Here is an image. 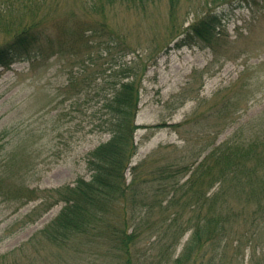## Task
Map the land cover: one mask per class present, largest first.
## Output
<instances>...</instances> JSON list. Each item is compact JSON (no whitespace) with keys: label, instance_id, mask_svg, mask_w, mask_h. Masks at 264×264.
<instances>
[{"label":"trees","instance_id":"trees-1","mask_svg":"<svg viewBox=\"0 0 264 264\" xmlns=\"http://www.w3.org/2000/svg\"><path fill=\"white\" fill-rule=\"evenodd\" d=\"M68 1L75 7H66ZM157 1L0 0V68L54 56L80 66L77 93L88 92L93 97L89 101L98 103L96 128L110 135L85 155L89 178L79 176L74 183L43 191L44 212L60 202L63 206L30 238L32 252H25L28 243L20 248L26 253L23 262L49 264L42 256L49 247L63 257L93 251L115 264H224L234 240L236 248L244 240L243 246L264 250V136L257 141L233 136L213 142L193 162H172L146 173L141 169L147 159L131 165L138 151L137 116L148 63L141 55L125 58L135 53L136 44L110 17L119 5L146 9ZM168 1L170 35L153 50H164L174 41L177 46L213 44L221 21L214 10L222 4L264 8V0H190L188 6L201 15L185 27L177 14L181 0ZM103 58H109L110 73L100 83L91 66ZM237 204H251L253 209L243 218L251 227L234 235ZM144 239L148 243H142Z\"/></svg>","mask_w":264,"mask_h":264},{"label":"rangeland","instance_id":"rangeland-1","mask_svg":"<svg viewBox=\"0 0 264 264\" xmlns=\"http://www.w3.org/2000/svg\"><path fill=\"white\" fill-rule=\"evenodd\" d=\"M189 2L181 0L177 12L185 27L201 15ZM68 6L75 4L68 1ZM214 11L221 21L213 44L177 46L174 41L164 50L153 47L166 43L170 35L168 0L146 9L122 4L111 14L112 24L136 44L135 53L125 58L141 55L148 63L137 116L138 151L131 164L147 159L141 169L145 173L172 162H193L213 142L233 136L257 141L264 136V8L227 3ZM107 60L91 66L100 83L110 73ZM79 74L80 66L55 56L0 68V264H27L22 257L34 249L30 238L63 206L60 202L44 212L43 191L74 183L79 176L89 178L86 153L110 137L96 128L98 103L89 101L93 97L88 92L77 93ZM127 176L131 180L130 169ZM32 189L36 192L30 194ZM236 208L240 215L233 217L234 235L251 227L243 218L253 209L251 204ZM243 241L236 248L234 240L223 263L264 264V250L243 246ZM26 243L25 253L20 248ZM60 253L49 247L42 256L49 264H115L93 251L74 257Z\"/></svg>","mask_w":264,"mask_h":264}]
</instances>
